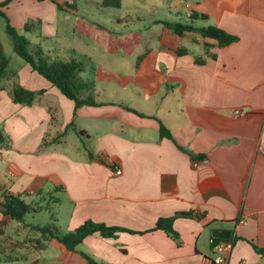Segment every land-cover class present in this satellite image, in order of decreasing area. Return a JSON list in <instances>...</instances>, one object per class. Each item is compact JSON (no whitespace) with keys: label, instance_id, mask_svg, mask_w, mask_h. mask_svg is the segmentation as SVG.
Segmentation results:
<instances>
[{"label":"crops","instance_id":"0c3cea01","mask_svg":"<svg viewBox=\"0 0 264 264\" xmlns=\"http://www.w3.org/2000/svg\"><path fill=\"white\" fill-rule=\"evenodd\" d=\"M55 1L12 0L3 11L31 49L46 45L51 55L57 48L46 41L58 36L60 16L72 19V42L61 45L70 58L61 60L82 55L94 63L82 64L78 78L88 84L81 96L98 104L77 108L23 58L9 68L0 38L8 58L0 81V201L6 193H61L58 232L86 221L122 229L87 235L70 250L39 236L43 225H21L0 209V236L35 252L22 264H40L54 240L61 253L52 264H92L84 254L101 264H212L215 230L234 238L228 264H264V0H165L160 12L149 5L159 0ZM108 7L121 9L111 15L116 26L86 25L88 13L109 17ZM165 9L167 22L216 26L238 40L220 47L197 31L179 36L164 23ZM195 13L207 19H191ZM108 59L112 65L102 63ZM15 83L37 92L32 104L13 100ZM162 124L172 137L161 136ZM177 213L191 215L175 218L174 233L156 228Z\"/></svg>","mask_w":264,"mask_h":264},{"label":"trees","instance_id":"16d2710c","mask_svg":"<svg viewBox=\"0 0 264 264\" xmlns=\"http://www.w3.org/2000/svg\"><path fill=\"white\" fill-rule=\"evenodd\" d=\"M12 0L0 1V16L6 20V32L11 36L13 42L14 51L24 59L26 63L31 65L33 69L47 79L53 86L57 87L67 98L74 100L75 106L81 107L84 105H95L98 104L93 96L82 97L81 89L88 87V84L79 80L78 75L83 70V65L77 60L64 61L61 59L49 60L41 55L40 52L31 49L30 40L24 34H21L18 29L13 26L3 11V8L7 6ZM41 1V0H39ZM56 2L55 0H52ZM104 6H120L121 0H104ZM207 19L206 14L195 13L191 19ZM169 28L173 29L174 32L182 36L185 32L197 31L205 38L213 39L217 42L220 47L228 46L238 40L236 35L230 34L227 31L216 27H196L191 23L184 22H164ZM30 23H27L25 29L30 30ZM206 47H210L209 43H205ZM176 51L179 54L187 53V48L176 47ZM197 63L203 64L205 58L198 57ZM8 66V58L5 54V50L2 42L0 41V81L6 76ZM37 92L26 89L18 83H15L12 90L13 100L17 103L30 105L35 101ZM161 136L172 137L169 129L163 124L160 130ZM1 211L4 215L10 216L18 221H23L24 216L28 212L34 211L33 205L27 203L19 195H13L6 193L3 201H0ZM191 213H177L174 216L160 218L157 221L156 228L163 229L167 232L174 233L173 221L178 216H190ZM5 221H0V233L3 232ZM120 227H109L105 224H99L92 221H86L83 225L77 229L68 233L58 232L53 224L40 227L39 230L43 238L47 241L51 238H56L67 246L70 250H75L77 246L83 241V239L90 234L100 233L103 237H110L115 234L116 231L121 230ZM219 240L214 239L213 242ZM264 252V249H260ZM92 264H101L92 259L88 254H84Z\"/></svg>","mask_w":264,"mask_h":264},{"label":"rangeland","instance_id":"374dc122","mask_svg":"<svg viewBox=\"0 0 264 264\" xmlns=\"http://www.w3.org/2000/svg\"><path fill=\"white\" fill-rule=\"evenodd\" d=\"M159 1H160L159 3H157V1L156 3H154L153 1L149 3V5H156L154 7L157 12H160V6L165 4L164 2L165 0H159ZM124 2H125V5L130 4L131 6H133V4H137V2H134V0H131L129 3H128V0H124ZM139 4L142 7L143 3H139ZM149 7L150 6H145L143 7V9L148 10ZM105 10L108 12L109 17L105 14H101L103 16L102 18L99 16L100 14L97 16L96 14L88 13L89 18L83 19L86 25L88 27H96V28H103V29L105 28L108 29L109 27H113L114 25L116 26L115 21L111 22V20L113 19L111 15H114L115 12H119L121 9L117 7H108V8H105ZM161 12L166 14V15H163L164 16L163 20L170 21L173 19V18L169 19L171 17V14L169 13L167 9L163 11L161 10ZM184 19H185V16H184ZM36 24L38 23L36 22ZM69 27H74V21L72 19H68V18H64L63 16L62 17L60 16L58 36L55 37L54 39H48L46 41V43L53 44L57 48L56 53L55 54L52 53V55L48 54L46 45H43L41 47V50H42L41 55L43 57L48 58L51 61L54 60L56 57L60 59L70 58L69 55H67L69 54L68 50H61V45H63L64 43L65 45H69L72 42V40L68 38L70 36L69 34L70 30H68ZM5 30H6V20L4 17L1 16L0 17V38L4 40V44L6 46V53L8 56H10L9 58H11L10 60L11 66H9V68H11L16 65V61H23V59L20 56H17L16 52L13 50L12 38ZM86 52L88 53V51ZM76 57L79 58L77 61L83 64L84 66H87V67L94 66V63L93 62L90 63V60H88L86 56L81 55V56H76ZM121 57L122 56H120L119 54V55L113 56V59L115 60ZM95 59H98V58L95 56ZM102 63H105V65L107 64V66L112 65V62L110 61V59H108L107 62L103 61ZM3 194L4 193L0 190V199L3 196ZM23 198L25 199L27 203H29L30 205H33V207L37 209L38 211L25 216V219L23 220L21 225L27 224L30 227V226H33L34 224H41L43 226H47L49 224H54V219H53L54 217H59L60 222L56 221L55 226L57 227V230L61 229V193L55 192L50 195L49 194L36 195L32 197V199L31 197H26V196H23ZM62 205H68V204L62 203ZM11 229H12V224L10 223L7 229L8 231L7 233L13 236L10 233ZM28 235L31 236L30 234ZM39 236H41V233L39 234ZM60 248H61V244L57 240H54L53 246L51 245L49 248L50 250H48L47 252L44 251L45 253L44 255L47 258L45 260H42L40 264H44L46 262L50 264H52V262L58 263L56 261L58 260L56 256L60 255L61 253L59 250ZM33 253L35 252L33 251ZM33 253L30 250V248H20V247L16 248L15 244H12L11 239H8V237L4 238V236H0V264H22V256L31 255ZM52 256H55V259H51ZM15 258H18L19 261L16 262ZM48 260H50L51 262H49Z\"/></svg>","mask_w":264,"mask_h":264},{"label":"built area","instance_id":"2783aa9c","mask_svg":"<svg viewBox=\"0 0 264 264\" xmlns=\"http://www.w3.org/2000/svg\"><path fill=\"white\" fill-rule=\"evenodd\" d=\"M233 115L239 117L241 115H244V112L242 110H234ZM111 164L116 166V164L113 161H111ZM197 164L198 163L195 162V165ZM114 170L116 174L121 173V169L117 167H115ZM233 245H234L233 236H231L229 239H219L213 242V250L215 255L212 260V264H228L231 251L233 249Z\"/></svg>","mask_w":264,"mask_h":264},{"label":"water","instance_id":"95a60500","mask_svg":"<svg viewBox=\"0 0 264 264\" xmlns=\"http://www.w3.org/2000/svg\"><path fill=\"white\" fill-rule=\"evenodd\" d=\"M3 135L0 132V141H3ZM213 236L214 238H218V239H229L232 236V233L230 231H219V230H215L213 231Z\"/></svg>","mask_w":264,"mask_h":264}]
</instances>
